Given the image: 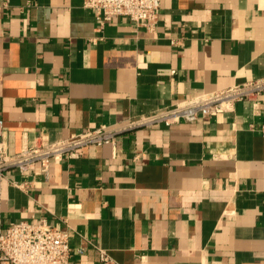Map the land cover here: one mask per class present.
I'll list each match as a JSON object with an SVG mask.
<instances>
[{
	"label": "crops",
	"instance_id": "0c3cea01",
	"mask_svg": "<svg viewBox=\"0 0 264 264\" xmlns=\"http://www.w3.org/2000/svg\"><path fill=\"white\" fill-rule=\"evenodd\" d=\"M174 41L175 43H172ZM264 76V0H161L152 31L83 0H0L8 152ZM264 92L234 110L135 127L2 181L3 225L46 218L69 264H264ZM13 181H27L20 189Z\"/></svg>",
	"mask_w": 264,
	"mask_h": 264
},
{
	"label": "built area",
	"instance_id": "2783aa9c",
	"mask_svg": "<svg viewBox=\"0 0 264 264\" xmlns=\"http://www.w3.org/2000/svg\"><path fill=\"white\" fill-rule=\"evenodd\" d=\"M83 6L93 11L99 29L113 17L124 16L136 25L145 26L152 31L158 21L161 0H83ZM263 92L264 76L202 93L151 113L126 119L117 127L88 128L53 141L45 135H39L33 145L22 147L19 152L12 154L8 152L7 130L0 118V196L2 181L8 169H16L21 174L40 169L46 176L51 162L79 158L84 148L90 145H114L116 135L124 130L155 124L168 126L229 112L234 110L237 102L255 101ZM260 129L264 134V124L260 125ZM12 184L20 189L30 186L27 181H13ZM70 252L67 233L52 225L46 218L10 221L3 225L0 204V264H69ZM99 257L103 264L111 263L104 251H100Z\"/></svg>",
	"mask_w": 264,
	"mask_h": 264
}]
</instances>
